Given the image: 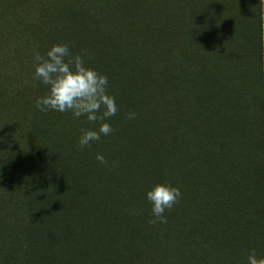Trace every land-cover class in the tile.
Instances as JSON below:
<instances>
[{
	"label": "rangeland",
	"instance_id": "374dc122",
	"mask_svg": "<svg viewBox=\"0 0 264 264\" xmlns=\"http://www.w3.org/2000/svg\"><path fill=\"white\" fill-rule=\"evenodd\" d=\"M59 43L86 53L116 98L113 133L90 147L78 146L83 117L35 106L47 87L33 79V55ZM171 147L194 200L182 194L167 223L133 230L138 207L153 218L145 193ZM8 201L50 234L27 249L9 240ZM226 210L244 223L231 227ZM50 227L83 231L90 264L264 256V0H0V264L78 261L53 252Z\"/></svg>",
	"mask_w": 264,
	"mask_h": 264
},
{
	"label": "clouds",
	"instance_id": "9594fccd",
	"mask_svg": "<svg viewBox=\"0 0 264 264\" xmlns=\"http://www.w3.org/2000/svg\"><path fill=\"white\" fill-rule=\"evenodd\" d=\"M33 79L47 87L45 95L38 97L36 108L41 112L70 113L74 119L84 118L91 125L81 130L78 137L80 148L90 147L109 136L113 128L109 121L117 115L115 96L108 91L109 80L104 74L89 66L86 53L73 54L69 45L53 44L44 55H33ZM128 119L135 113L129 112ZM101 164L106 163L102 154L96 155ZM179 188L171 184L156 183L145 193L151 205L152 224L167 223L166 210H171L181 198ZM246 264H264V256L258 257L255 250L249 252Z\"/></svg>",
	"mask_w": 264,
	"mask_h": 264
},
{
	"label": "trees",
	"instance_id": "16d2710c",
	"mask_svg": "<svg viewBox=\"0 0 264 264\" xmlns=\"http://www.w3.org/2000/svg\"><path fill=\"white\" fill-rule=\"evenodd\" d=\"M259 48H260V42H259ZM166 152H167V154L165 155L166 168L164 170V173H163V175L160 174L158 177L159 179L157 178L154 181H155V183L167 182V183L171 184L172 186L179 188L181 191V194H185L186 196L190 197V199H188V203H191L194 200V199H192V198H194V196L192 195L190 190H186V189L182 188V185H181L182 176L179 177V172L174 168V165H173V160H175L176 156H177L176 148L175 147L167 148ZM164 180H166V181H164ZM181 198H182V195H181ZM181 198L178 200V202L181 200ZM9 199H12V198H9ZM99 201H100V209L102 210V207H104V205H102V207H101L100 198H99ZM89 203L93 205V208L97 209L96 206L91 201H89ZM146 203H148V201ZM177 203L173 206L172 211H168V212H171L175 215ZM8 205H9L8 211H10V210L13 211V216L6 221V227H7V231L9 234L8 238H10L9 240H11L12 242L18 243L21 248L27 249L30 245L38 243L39 238H43V237L47 236L46 233L50 234L49 230L46 229V233H44V235H43V233H40L41 229H38V230L35 229V227L31 224V222L27 223L23 220H19L21 217H22V219H26V217L23 215V214L28 215V214H26V212H24L25 209L22 210L21 207L19 209H17L16 207H14L15 205H12L9 201H8ZM145 211H146L145 208L138 207L137 212H136V217L134 219H132L130 217V219H131L130 224H131L132 229L135 227L136 228L140 227V228H143V230H144L145 228H147V226L150 225L149 221L151 220V217L146 216L149 211L147 213H144ZM103 212H104V210H103ZM99 215H101V214L99 213ZM166 216L169 217V215H166ZM224 216L228 220L229 223H232L231 227H233V222L235 223L236 219L238 222L244 223L243 218L239 219V215L234 214L233 212H230L228 214L227 210H226V214ZM19 222H21V223H19ZM73 225H76L78 227L80 226L77 218L72 219V223H71L70 227ZM82 225H83V223H82ZM70 227H68L67 229H69ZM50 230H51V234L55 235L54 237H52L54 242L51 244V247L54 248V251H53L54 253H56L60 249H64V248H66V250L68 252L73 250L74 252H77L76 257L78 258V261L75 259V257H72V258L70 257V260H71L70 264H80L79 263L80 259H79L78 254H80V256H82L84 263L90 264L91 257H89L86 254V252L83 250L86 247L87 242L90 239H87V237H85L87 235L84 234L83 231L80 232V236H69L68 233L65 234L62 232L63 236H65V237H63V236L58 235L59 232H61L60 230L55 231L53 227H50ZM229 237L231 240H235V241H230L229 248L230 249H237L238 248V242H239V237H238L237 233L234 230H231L229 232ZM63 238H66V239H63ZM227 238H228V236H227ZM8 243H9V241H7V243H4V245L6 244L5 246L9 247ZM130 264H132V263H130Z\"/></svg>",
	"mask_w": 264,
	"mask_h": 264
}]
</instances>
